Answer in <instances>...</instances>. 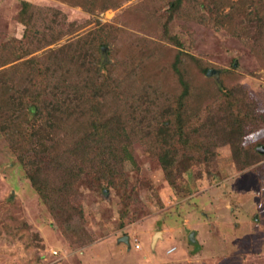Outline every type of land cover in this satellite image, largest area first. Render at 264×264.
Wrapping results in <instances>:
<instances>
[{
    "label": "rangeland",
    "instance_id": "1",
    "mask_svg": "<svg viewBox=\"0 0 264 264\" xmlns=\"http://www.w3.org/2000/svg\"><path fill=\"white\" fill-rule=\"evenodd\" d=\"M79 1L85 3L0 0V48L22 40L26 30L31 40L30 52L0 71L47 52L59 55L92 32L114 39L122 55L142 52L143 40L154 43L161 53L151 57L150 82H170L172 59L179 54L192 62L187 66L193 73L200 61L209 69L210 79L203 80L214 89L215 82L217 92L223 89L221 99L235 90L246 95L255 130L246 133L244 143L258 155L249 167L237 168L224 127L216 130L214 155L204 163L176 141L170 146L136 143L132 164L124 165L125 189H111L80 168L82 176L68 197L75 211L53 217L0 134V264H264V153L258 151L264 149V0L257 3L259 20L241 12L239 20L228 23L235 36L191 18L168 22L166 0H126L93 13ZM22 2L34 8L29 26L18 19ZM125 236L129 246L120 240Z\"/></svg>",
    "mask_w": 264,
    "mask_h": 264
},
{
    "label": "trees",
    "instance_id": "2",
    "mask_svg": "<svg viewBox=\"0 0 264 264\" xmlns=\"http://www.w3.org/2000/svg\"><path fill=\"white\" fill-rule=\"evenodd\" d=\"M84 1H79L80 7L93 13L116 8L126 0ZM257 3L166 0L164 13L168 22L191 18L235 36L228 23L239 20L241 12L259 20L261 9ZM251 6L254 13L246 11ZM33 9L22 2L18 14L21 24L29 26ZM22 38L0 48V66L30 52L27 30ZM113 40L92 32L84 41L78 38L70 42L69 50L59 55L47 52L0 71V134L31 189L53 217L75 211L68 197L82 176L80 168L96 174L111 189H125L124 165L132 164L136 143L149 146L153 140V144L170 146L176 141L187 154L200 156L204 163L214 155L216 130L224 127L237 168L253 164L251 159L258 153L244 139L255 130V115L242 91L235 90L221 99L223 89L217 92L215 82L214 89L209 87L210 80H203L210 79L209 69L197 61V72L193 73L187 66L192 62H184L179 54L172 59L170 82L161 78L150 82L148 66L155 62L151 57L161 53L156 45L143 40L139 43L142 52L122 55ZM188 242L192 245L193 241Z\"/></svg>",
    "mask_w": 264,
    "mask_h": 264
},
{
    "label": "water",
    "instance_id": "3",
    "mask_svg": "<svg viewBox=\"0 0 264 264\" xmlns=\"http://www.w3.org/2000/svg\"><path fill=\"white\" fill-rule=\"evenodd\" d=\"M209 73H210V71L207 72V74H209ZM258 151H259L260 153H262V152L264 153V149H263L262 147H260V148L258 149ZM158 236H160V233H159V232H157V233L154 235V237H153V242H155L156 237H158ZM190 239L193 240V233H190ZM120 240H122L127 246H129V240H128V237H127V236L121 238Z\"/></svg>",
    "mask_w": 264,
    "mask_h": 264
},
{
    "label": "crops",
    "instance_id": "4",
    "mask_svg": "<svg viewBox=\"0 0 264 264\" xmlns=\"http://www.w3.org/2000/svg\"><path fill=\"white\" fill-rule=\"evenodd\" d=\"M201 221H202V220H201ZM205 223H207V222L205 221ZM167 228H170V227L168 226ZM171 228H172V227H171ZM159 233H160V232H159ZM191 233H193V240H192V241L194 242L193 244H195V242H196V240H195V236H194V233H195V232H191ZM160 234H161V233H160ZM189 235H190V234H189ZM194 246H195V245H193V248H194ZM195 247H196V246H195ZM197 248H198V251H197V252H199V251H200V245L197 246ZM197 252H196V253H197Z\"/></svg>",
    "mask_w": 264,
    "mask_h": 264
},
{
    "label": "built area",
    "instance_id": "5",
    "mask_svg": "<svg viewBox=\"0 0 264 264\" xmlns=\"http://www.w3.org/2000/svg\"><path fill=\"white\" fill-rule=\"evenodd\" d=\"M136 247H138V246L136 245Z\"/></svg>",
    "mask_w": 264,
    "mask_h": 264
}]
</instances>
